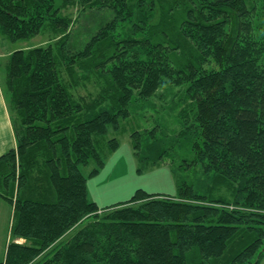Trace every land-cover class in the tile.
<instances>
[{
    "label": "trees",
    "instance_id": "1",
    "mask_svg": "<svg viewBox=\"0 0 264 264\" xmlns=\"http://www.w3.org/2000/svg\"><path fill=\"white\" fill-rule=\"evenodd\" d=\"M69 5L107 16L79 40ZM47 27L54 42L12 50L0 70L16 137L0 155L13 208L0 264H259L264 0H0L9 40ZM166 83L180 87L178 127H130ZM126 131L140 164L180 173L176 191L100 207L87 179Z\"/></svg>",
    "mask_w": 264,
    "mask_h": 264
},
{
    "label": "rangeland",
    "instance_id": "2",
    "mask_svg": "<svg viewBox=\"0 0 264 264\" xmlns=\"http://www.w3.org/2000/svg\"><path fill=\"white\" fill-rule=\"evenodd\" d=\"M79 12L77 5H69L63 9V13L68 15L71 21L74 19L71 29L79 40L83 39L93 28L98 26V21L103 15L104 17L107 16L106 12L91 13L88 17L79 16ZM57 38L58 35L48 27L30 39L17 41H11L0 33V70H4L2 66L12 50L54 42ZM179 90L180 87L178 86L169 83L164 84L158 91L159 96L154 97L155 106L151 109L159 112H152L151 110L144 112L143 117H134L133 120L129 121L128 125L130 127L147 126L150 128L154 123L158 122L163 127L167 125L171 129L177 128L179 124L177 117L179 103L176 92L178 93ZM89 91H94L92 85L79 90L83 94H87ZM181 92L183 91H180L179 96L182 95ZM151 113L154 116H150ZM126 132L123 135H119L120 145L106 158L105 164L100 171L87 179L88 196L91 200L96 201L100 207L113 204L119 200H126L138 188L148 192L169 194L176 191V181L180 173L175 176L172 166L166 162L150 168L146 167L145 164H140V161L137 160L133 153L130 137L128 132ZM92 167L93 165L90 164L82 169L85 174H88ZM3 206L4 208L0 214V258L4 257L7 241L9 242L10 240V227L13 218L12 205L4 203ZM11 240L18 243L25 242L23 237H15ZM259 264H264V254Z\"/></svg>",
    "mask_w": 264,
    "mask_h": 264
},
{
    "label": "crops",
    "instance_id": "3",
    "mask_svg": "<svg viewBox=\"0 0 264 264\" xmlns=\"http://www.w3.org/2000/svg\"><path fill=\"white\" fill-rule=\"evenodd\" d=\"M15 147H16V137L12 126L11 117L8 112V108L0 84V155ZM4 203H8V202L5 201L3 198H1L0 214L2 213V210L4 208L3 206Z\"/></svg>",
    "mask_w": 264,
    "mask_h": 264
}]
</instances>
